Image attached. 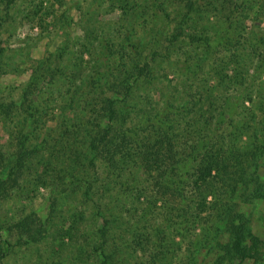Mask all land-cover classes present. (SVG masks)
I'll use <instances>...</instances> for the list:
<instances>
[{"label": "trees", "instance_id": "16d2710c", "mask_svg": "<svg viewBox=\"0 0 264 264\" xmlns=\"http://www.w3.org/2000/svg\"><path fill=\"white\" fill-rule=\"evenodd\" d=\"M52 2L65 6L0 0L6 34L19 13L71 32L20 94L58 108L55 127L40 105L20 120L13 93L0 99L17 119L0 143V213L30 183L55 193L46 219L0 214V264L27 250L32 264L264 262L241 211L264 203V0H107L120 17L100 24L72 23L70 9L61 21Z\"/></svg>", "mask_w": 264, "mask_h": 264}, {"label": "rangeland", "instance_id": "374dc122", "mask_svg": "<svg viewBox=\"0 0 264 264\" xmlns=\"http://www.w3.org/2000/svg\"><path fill=\"white\" fill-rule=\"evenodd\" d=\"M106 1L107 0H64L65 9L61 7L59 8L56 2H52L53 7L48 9L54 10L58 14L59 19L65 11L70 9L68 19L72 23L78 22L81 17H84L85 21L99 24L106 22L115 23L120 16L118 13L116 15L105 14L109 12V9L107 8L108 4L104 3ZM161 1L162 0H154L156 9H159L158 5ZM174 1L175 0H169V3L171 2L174 4ZM1 8L2 7H0V11ZM78 10L80 11L78 12ZM1 14L2 13L0 12V16H2ZM20 14L21 13L17 15L18 18L14 19L15 22H13L12 28L9 30L8 34H6L7 29L0 30V52L3 50L2 54L4 55L3 57H0V99L3 101L8 98L10 93H13V100L16 101L18 105H22L20 94L30 78L32 69L31 65L34 63L38 64V62L42 60L44 51L48 45H50L49 48L53 51L52 54H56L55 43L58 45L62 40L64 42L66 34L71 35V32L67 29L65 21L59 22L61 23L60 25L59 23H56L54 27L50 28V33H48L42 32V30L38 28L37 24H34L39 22L38 20H40L42 13H39L38 16L34 17L37 19L35 22L23 19L22 14ZM155 14L156 19H158L160 25H162L163 15L161 16L158 14V11H155ZM42 19L45 20L46 17L43 16ZM60 20L62 21L64 19ZM64 29L67 30V32ZM47 96L49 97L48 93ZM40 101L41 99L36 102H25L20 111V120L23 117L28 119L31 113L34 112L30 109V107L37 108L40 105L42 107V114L45 113V116H43L46 121L45 126L55 127L56 123L58 124L61 120L60 111L58 108H51V106L46 107L45 104ZM38 113L39 116H41L40 112ZM0 115V143L1 145L2 143L5 145L7 136L17 123V119L14 118L13 120L8 121L3 111ZM262 165L264 173V162ZM54 195L55 193H52L49 187H34L33 183H30V186L26 185V187L16 191L13 197L2 205L0 214L3 218H6L7 221H13L21 216L29 215L31 213L36 214L42 219H46L50 208L53 206L52 199ZM57 210L58 216H65V207H58ZM241 211L248 216L251 222V230L253 234L264 242V203L257 202L252 205H242ZM13 241H16V239H13ZM68 244L69 243L67 241L62 243L64 246H68ZM181 246L183 249L182 257H184L186 242ZM64 248L65 247L62 249L56 248V251L59 253L61 252L62 254L64 250H66L64 252L65 254H67V249L71 251V248ZM26 253L27 255H22V260H19L17 264H28L24 262L30 261L34 257L30 255L34 254L30 250H27ZM67 255H69V253ZM29 257H31V259H29ZM33 262L34 261L31 260V264ZM43 263L45 262L43 261ZM65 264L73 263H71L70 259H68ZM175 264L179 263L176 262ZM195 264H215V260L212 259V257L206 252H203L198 256V261ZM260 264H264V262Z\"/></svg>", "mask_w": 264, "mask_h": 264}]
</instances>
